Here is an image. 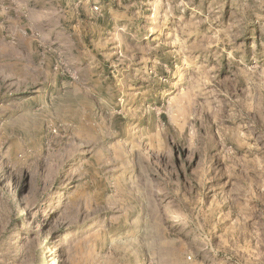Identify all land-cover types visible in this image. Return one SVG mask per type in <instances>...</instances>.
Returning <instances> with one entry per match:
<instances>
[{
    "label": "rangeland",
    "instance_id": "rangeland-1",
    "mask_svg": "<svg viewBox=\"0 0 264 264\" xmlns=\"http://www.w3.org/2000/svg\"><path fill=\"white\" fill-rule=\"evenodd\" d=\"M0 264H264V0H0Z\"/></svg>",
    "mask_w": 264,
    "mask_h": 264
}]
</instances>
